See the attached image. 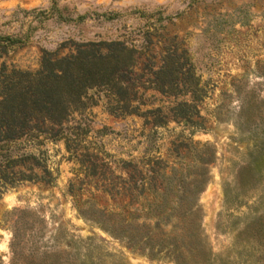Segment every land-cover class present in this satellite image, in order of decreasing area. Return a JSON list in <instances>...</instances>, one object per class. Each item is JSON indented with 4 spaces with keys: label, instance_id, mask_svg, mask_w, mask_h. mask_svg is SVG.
<instances>
[{
    "label": "rangeland",
    "instance_id": "rangeland-1",
    "mask_svg": "<svg viewBox=\"0 0 264 264\" xmlns=\"http://www.w3.org/2000/svg\"><path fill=\"white\" fill-rule=\"evenodd\" d=\"M91 41L136 49L138 74L145 64L157 69L167 49L186 51L201 126L168 112L190 95L147 90L140 111L159 109L151 117L165 115L162 126L99 103L69 121L86 131L75 156L43 135L13 143L12 157L35 156V173L53 180L0 184V264H174L132 249L101 221L122 206L126 223L134 210L144 214L167 184L192 179L205 149L213 161L194 202L209 264H264V0H0V68L33 72L43 51L59 58ZM132 183L150 190L130 202Z\"/></svg>",
    "mask_w": 264,
    "mask_h": 264
},
{
    "label": "trees",
    "instance_id": "trees-1",
    "mask_svg": "<svg viewBox=\"0 0 264 264\" xmlns=\"http://www.w3.org/2000/svg\"><path fill=\"white\" fill-rule=\"evenodd\" d=\"M3 40L10 45L18 42L9 37ZM136 55V49L120 41H91L76 44L73 53L59 58L43 51L40 66L33 72L8 70L2 65L1 186L12 187L23 181L42 180L51 184L53 177L48 171H42L47 178L35 173L34 170L39 169L35 156L14 158L9 154V148L23 138L43 135L51 140H63L66 150L75 156L77 147L82 148L80 137L86 131L80 125L69 126V121L73 115L99 103L112 115H138L151 126L159 127L165 124V115L151 117L160 113L159 109L141 112L143 93L154 90L174 98L190 95L192 102L175 103L168 112L172 113L170 116L175 121L200 127L201 123L193 120L196 113L193 101L200 97L201 88L186 51L177 53L175 48L167 49L157 69L153 70L151 64H145L139 74L135 72ZM194 158L198 166L195 165L192 179L188 180L190 173H187L181 175L178 185L167 184L160 202L156 205L147 203L148 209L144 214L134 210L131 222L126 223L122 216L124 206L116 207L118 212L109 215L101 224L114 237L123 239L129 247L146 253L151 259H168L174 264H209L210 254L198 232V211L194 198L207 182L206 166L213 161L212 152L205 149ZM20 166L29 173L17 169ZM122 168L124 170L125 167ZM131 170L134 171V167ZM137 188L136 183L130 186V202H135L145 190H150L145 188V184ZM119 189H113L115 194H119ZM174 189L177 192L172 198L169 193ZM168 227L170 229L167 230Z\"/></svg>",
    "mask_w": 264,
    "mask_h": 264
}]
</instances>
